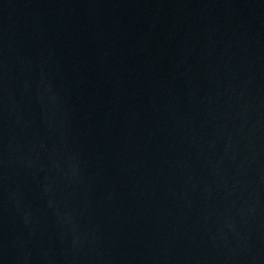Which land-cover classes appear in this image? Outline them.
<instances>
[{
  "label": "water",
  "instance_id": "obj_1",
  "mask_svg": "<svg viewBox=\"0 0 264 264\" xmlns=\"http://www.w3.org/2000/svg\"><path fill=\"white\" fill-rule=\"evenodd\" d=\"M126 264H264V0H222L181 136Z\"/></svg>",
  "mask_w": 264,
  "mask_h": 264
}]
</instances>
